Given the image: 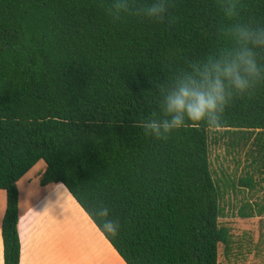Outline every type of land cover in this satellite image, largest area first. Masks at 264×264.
I'll list each match as a JSON object with an SVG mask.
<instances>
[{"label":"trees","instance_id":"trees-1","mask_svg":"<svg viewBox=\"0 0 264 264\" xmlns=\"http://www.w3.org/2000/svg\"><path fill=\"white\" fill-rule=\"evenodd\" d=\"M149 2L0 0L4 264H20L17 183L40 161V184H63L126 264H220V244L228 256L222 202L258 184L252 175L222 185L214 178L210 132L254 136L262 172L264 79L233 94L218 128L188 121L157 139L142 124L163 118L156 84L167 89L233 47L225 31L233 24L264 28V0H238L233 19L220 0H170L163 22L119 14ZM257 62L264 75V50ZM105 208L108 217L98 216ZM102 219L119 223L117 235Z\"/></svg>","mask_w":264,"mask_h":264},{"label":"clouds","instance_id":"clouds-1","mask_svg":"<svg viewBox=\"0 0 264 264\" xmlns=\"http://www.w3.org/2000/svg\"><path fill=\"white\" fill-rule=\"evenodd\" d=\"M220 3L227 18L238 15V0H220ZM169 7L170 0H151L136 8L129 3L119 10V14H134L163 22ZM225 31L234 41L233 47L223 50L218 57L193 64L191 73L177 76L167 89L156 84L163 97V118H150L142 124L148 134L167 139L171 131L184 127L188 121H206L210 127L218 128L233 94L249 92L264 79L257 62V50H264V28L236 23ZM97 215L108 217V209ZM102 224L104 231L117 235L118 222L102 219Z\"/></svg>","mask_w":264,"mask_h":264},{"label":"crops","instance_id":"crops-1","mask_svg":"<svg viewBox=\"0 0 264 264\" xmlns=\"http://www.w3.org/2000/svg\"><path fill=\"white\" fill-rule=\"evenodd\" d=\"M46 168L35 175L31 174L33 167L17 183L20 264H126L63 184H40ZM65 207L69 208L67 234ZM5 210L6 193L0 190V264H4L2 221ZM73 211L81 228L77 232V246L71 235Z\"/></svg>","mask_w":264,"mask_h":264},{"label":"rangeland","instance_id":"rangeland-1","mask_svg":"<svg viewBox=\"0 0 264 264\" xmlns=\"http://www.w3.org/2000/svg\"><path fill=\"white\" fill-rule=\"evenodd\" d=\"M241 134L228 133L224 130L210 132L211 147L210 161L214 178L221 185L228 182L229 178H240L248 175L254 176L258 186L254 191L245 188H237L235 192L226 194L222 205L225 209L221 224L227 226L232 232V242L228 256L226 248L219 245L220 264H264V170L259 172L258 165L253 161L260 152L254 145V136L248 141H241ZM46 168V163L40 161L35 165L31 174H37ZM64 204H67L66 200ZM263 208V210H262ZM67 234V214L69 208L65 207ZM254 211V216L246 218L245 214ZM260 210L263 212L259 216ZM79 219L74 211L72 214L71 235L77 242ZM78 243V242H77ZM76 243V246H77ZM82 244H78L81 247Z\"/></svg>","mask_w":264,"mask_h":264}]
</instances>
